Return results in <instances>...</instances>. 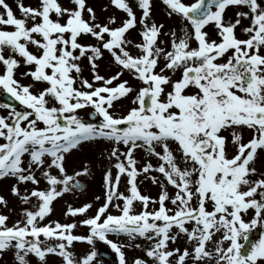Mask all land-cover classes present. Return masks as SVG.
<instances>
[{
    "label": "snow or ice",
    "instance_id": "obj_1",
    "mask_svg": "<svg viewBox=\"0 0 264 264\" xmlns=\"http://www.w3.org/2000/svg\"><path fill=\"white\" fill-rule=\"evenodd\" d=\"M14 3L0 264H97V241L118 264H264V0ZM95 171L99 194L64 201Z\"/></svg>",
    "mask_w": 264,
    "mask_h": 264
},
{
    "label": "rangeland",
    "instance_id": "obj_2",
    "mask_svg": "<svg viewBox=\"0 0 264 264\" xmlns=\"http://www.w3.org/2000/svg\"><path fill=\"white\" fill-rule=\"evenodd\" d=\"M25 2L27 3L28 0H25ZM98 3H103L104 0H97ZM9 3L12 4L13 8H15V3H14V0H9ZM133 35H135V33H133ZM1 93H0V102H4L2 100V97H1ZM3 110H0V112H2ZM91 112V109H86V110H83L81 111V115L82 116H85L87 118L88 116V113ZM85 181L88 182V187L83 191L81 192L80 194H77L76 196H65L64 198V201H69V202H72L74 204H79L83 201H86V200H90L93 193L95 194H99L100 192V180H101V173L99 171H95L94 175L93 176H90V177H87L85 179H83ZM158 189L155 188L154 186L151 187V194L153 196L156 195ZM0 194H4L6 197H8L11 200H13V198L10 196V193L5 189L3 190L2 192H0ZM64 201H57L56 204H55V211L53 213V215L51 216V218L55 219V218H60L62 220V222L68 218H64L62 216V212L64 210ZM248 217L245 216V219H250L251 216L254 214V211L253 210H250L248 212ZM16 217L13 216V219H15ZM81 233H86L87 232V229L86 228H80L79 230ZM259 231H264V229H254L253 232L251 233V238L256 236L255 237V240L259 239ZM257 233V235H256ZM111 239H113L114 241L117 239L116 237L114 236H110ZM121 240H123V238H121ZM242 243H246L244 241H241ZM101 242L97 241L96 243V246L97 245H100ZM248 247H250V245H248ZM75 252L77 254H82V253H86L87 251L90 250V246L86 243H81V242H77L75 244ZM126 255L128 257L129 260H131L133 258V256L135 255H142L141 252H139V250H136V251H133L131 249H126ZM52 259H56L55 257H52ZM96 261H97V264H107V263H103L101 259H99V256L96 258Z\"/></svg>",
    "mask_w": 264,
    "mask_h": 264
},
{
    "label": "flooded vegetation",
    "instance_id": "obj_3",
    "mask_svg": "<svg viewBox=\"0 0 264 264\" xmlns=\"http://www.w3.org/2000/svg\"><path fill=\"white\" fill-rule=\"evenodd\" d=\"M1 97H2V95H1ZM248 215H249V214H247V216H246V217H248ZM256 235H257V233H256ZM251 241H253V242H254V241H255V237H252V238H251ZM246 243H247V245H250V242H246ZM98 247H101V244H100V245H98Z\"/></svg>",
    "mask_w": 264,
    "mask_h": 264
},
{
    "label": "water",
    "instance_id": "obj_4",
    "mask_svg": "<svg viewBox=\"0 0 264 264\" xmlns=\"http://www.w3.org/2000/svg\"><path fill=\"white\" fill-rule=\"evenodd\" d=\"M6 99V97H5ZM7 100V99H6ZM84 185L86 186V183H84ZM83 190V189H82ZM106 257L107 259L111 260L112 262H114L113 258L109 255V254H106Z\"/></svg>",
    "mask_w": 264,
    "mask_h": 264
}]
</instances>
